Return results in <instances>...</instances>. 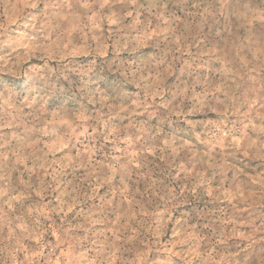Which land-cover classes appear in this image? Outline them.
<instances>
[{
	"label": "clouds",
	"instance_id": "1",
	"mask_svg": "<svg viewBox=\"0 0 264 264\" xmlns=\"http://www.w3.org/2000/svg\"><path fill=\"white\" fill-rule=\"evenodd\" d=\"M0 264H264V0H0Z\"/></svg>",
	"mask_w": 264,
	"mask_h": 264
},
{
	"label": "rangeland",
	"instance_id": "2",
	"mask_svg": "<svg viewBox=\"0 0 264 264\" xmlns=\"http://www.w3.org/2000/svg\"><path fill=\"white\" fill-rule=\"evenodd\" d=\"M69 215H71V213ZM173 218H175V217H173Z\"/></svg>",
	"mask_w": 264,
	"mask_h": 264
}]
</instances>
